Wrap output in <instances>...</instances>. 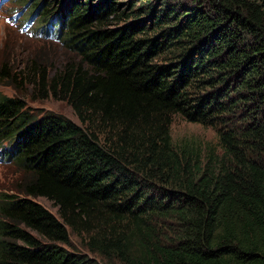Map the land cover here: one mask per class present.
<instances>
[{"label": "trees", "instance_id": "trees-1", "mask_svg": "<svg viewBox=\"0 0 264 264\" xmlns=\"http://www.w3.org/2000/svg\"><path fill=\"white\" fill-rule=\"evenodd\" d=\"M116 1L37 25L69 55L55 67L0 43L1 86L79 122L0 94V156L21 173L0 264H264V0ZM175 115L217 145L173 143Z\"/></svg>", "mask_w": 264, "mask_h": 264}, {"label": "rangeland", "instance_id": "rangeland-1", "mask_svg": "<svg viewBox=\"0 0 264 264\" xmlns=\"http://www.w3.org/2000/svg\"><path fill=\"white\" fill-rule=\"evenodd\" d=\"M113 1V0H112ZM130 0H117L121 2L118 9L123 10L127 8V3ZM156 6L157 9L161 8V5L166 0H150ZM176 2L178 0H168ZM89 2L91 7L97 6L101 0H32L28 7L21 11L20 5L15 0H8L2 10V17L0 18V43L3 42L7 48L14 47L13 58L15 66L20 67L26 58L40 55L46 59L48 66L55 67L69 56L67 52L52 39L35 38L31 34H22L18 28L9 25L6 21V17L11 15H18L17 21L19 25L22 22L28 21L33 18L35 24L32 28V32H37L35 25L38 23L39 26L48 25L54 18L59 19L63 17L67 10L73 7L75 4H85ZM37 6L39 9L31 15L33 7ZM46 14V17L42 15ZM31 32V31H30ZM0 94L6 97L20 98L23 97L25 100L26 107L35 115H43L44 113H54L62 115L72 122L79 124L75 115L73 114L70 107L64 102H58L53 99H46L42 101H33L28 94H19L10 87L0 85ZM171 138L173 143L177 144L181 140H195L201 143H209L212 146L217 145L216 132L210 127H203L198 124H193L186 121L179 115H175L172 118L171 123ZM21 178L20 171L8 165L6 162L0 163V194H14L17 182ZM37 203L42 205L51 213H55V209L51 203L43 200L36 199ZM73 245L77 246L73 240Z\"/></svg>", "mask_w": 264, "mask_h": 264}]
</instances>
